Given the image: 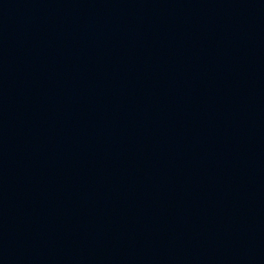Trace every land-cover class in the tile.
Wrapping results in <instances>:
<instances>
[{
  "label": "water",
  "instance_id": "water-1",
  "mask_svg": "<svg viewBox=\"0 0 264 264\" xmlns=\"http://www.w3.org/2000/svg\"><path fill=\"white\" fill-rule=\"evenodd\" d=\"M264 160V0H0V264H114Z\"/></svg>",
  "mask_w": 264,
  "mask_h": 264
}]
</instances>
